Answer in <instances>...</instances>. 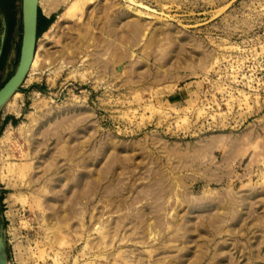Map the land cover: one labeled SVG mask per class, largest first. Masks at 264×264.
Segmentation results:
<instances>
[{"label": "rangeland", "instance_id": "374dc122", "mask_svg": "<svg viewBox=\"0 0 264 264\" xmlns=\"http://www.w3.org/2000/svg\"><path fill=\"white\" fill-rule=\"evenodd\" d=\"M0 6L1 89L22 0ZM40 9L57 18L0 112L8 264H264V0Z\"/></svg>", "mask_w": 264, "mask_h": 264}, {"label": "water", "instance_id": "95a60500", "mask_svg": "<svg viewBox=\"0 0 264 264\" xmlns=\"http://www.w3.org/2000/svg\"><path fill=\"white\" fill-rule=\"evenodd\" d=\"M39 0H22V46L18 67L13 76L0 89V112L11 97L20 91L22 83L27 78L35 58L38 42ZM0 16L6 21V28L2 37L0 59L3 56L4 45L8 38V16L4 8L0 6ZM0 264H8L7 254L2 240H0Z\"/></svg>", "mask_w": 264, "mask_h": 264}, {"label": "trees", "instance_id": "16d2710c", "mask_svg": "<svg viewBox=\"0 0 264 264\" xmlns=\"http://www.w3.org/2000/svg\"><path fill=\"white\" fill-rule=\"evenodd\" d=\"M57 15H52L51 17L45 16L41 9H39V20H38V39L42 37V35L48 31L51 25L55 22ZM33 88H36L35 86ZM20 92H23L22 90ZM9 123L8 120L5 121V125ZM13 124H16L15 121H12Z\"/></svg>", "mask_w": 264, "mask_h": 264}, {"label": "bare ground", "instance_id": "6f19581e", "mask_svg": "<svg viewBox=\"0 0 264 264\" xmlns=\"http://www.w3.org/2000/svg\"><path fill=\"white\" fill-rule=\"evenodd\" d=\"M39 6H40V0H39ZM55 24H57V22L55 23ZM53 26V25H52ZM56 27H58V26H56ZM56 27H54V28H56ZM60 27V26H59ZM57 29V28H56ZM47 35V34H46ZM49 36H50V33H49ZM36 50H37V48H36ZM39 53V52H38ZM35 55H36V53H35ZM39 64V56L37 55V57H35L34 58V61H33V63H32V66H31V68L33 69V68H35L37 65ZM30 71H31V69H30ZM30 71H29V73H30ZM28 73V74H29ZM28 76V75H27ZM16 94V93H15ZM15 94L11 97V99L15 96ZM10 99V100H11ZM9 100V101H10ZM9 101L6 103V105L9 103ZM5 105V106H6Z\"/></svg>", "mask_w": 264, "mask_h": 264}, {"label": "crops", "instance_id": "0c3cea01", "mask_svg": "<svg viewBox=\"0 0 264 264\" xmlns=\"http://www.w3.org/2000/svg\"><path fill=\"white\" fill-rule=\"evenodd\" d=\"M8 121H9V123H12V119H11V120L9 119ZM4 123H5V122H4ZM9 123H8V124H9Z\"/></svg>", "mask_w": 264, "mask_h": 264}]
</instances>
